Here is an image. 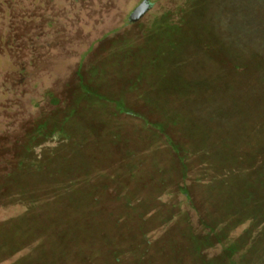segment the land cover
<instances>
[{
	"label": "trees",
	"instance_id": "1",
	"mask_svg": "<svg viewBox=\"0 0 264 264\" xmlns=\"http://www.w3.org/2000/svg\"><path fill=\"white\" fill-rule=\"evenodd\" d=\"M52 1L0 0V53L10 67L0 84V116L7 117L19 106L29 93L27 84L46 67L60 43L64 13L52 11ZM60 1L78 5V0ZM230 3L236 12L226 29L227 50L222 57L221 48L214 46L209 54L214 72L210 68L204 77L195 76L196 81L186 75L173 80L159 68L166 86L155 89L159 83L154 81L143 89L149 99L168 103L166 118H160L161 107L144 109L162 124L161 133L151 126L144 129L163 137L176 165L168 155L167 162L152 154L160 149L158 144L141 155L128 141L120 154L114 153L115 127L108 120L99 121L109 113L95 107L61 101L55 112L32 120L25 129L15 127L16 122L4 123L7 131H18L22 137L9 138L0 154V209L20 211L0 219V262L22 251L10 264H61L64 259L72 264H180L178 247H183L189 263L182 264H198L203 244L194 242L192 231L182 227V221H189L187 211L178 214L182 202L209 236L219 244L220 238L226 240L222 246L232 256L253 223L251 215L261 217L264 232V206L256 207L264 197V156L258 155L255 162L249 156L252 168L246 171L240 167L246 154L234 150L240 140L226 143L224 153L208 150V137L217 136L221 143L233 133L230 121L244 135L248 127L264 132V0ZM40 38L44 41L36 42ZM27 48L30 56L22 63L20 52ZM165 48L163 55H171L172 44ZM91 49L92 45L87 50ZM198 66L199 71L207 67L205 62ZM205 98L212 105L205 106ZM32 117L28 113L29 121ZM200 126L206 138L196 140ZM112 185L115 192L109 200L106 191ZM178 195L184 197L182 202ZM150 222L158 223L160 230L169 226V233L157 235L160 230ZM241 227L238 241L232 240L229 236Z\"/></svg>",
	"mask_w": 264,
	"mask_h": 264
},
{
	"label": "rangeland",
	"instance_id": "2",
	"mask_svg": "<svg viewBox=\"0 0 264 264\" xmlns=\"http://www.w3.org/2000/svg\"><path fill=\"white\" fill-rule=\"evenodd\" d=\"M141 1L143 0H78L77 6H71L68 1L66 3L60 0L52 1L50 5L52 11L61 10V15L64 13V19H61L59 25H62L65 31L58 33L57 40L60 43L53 50L52 56L47 58L46 67L37 72L35 79L27 84L29 93L19 106L10 110L11 114L7 117L0 116V154L5 151L9 138L22 137L18 131H7L4 123L11 122L14 126L16 122L15 127L19 130L25 129L33 122L32 120L55 112L59 103L64 101L67 105L95 107L109 113V116L104 115L105 119L98 120H108L115 127L117 137L113 138L117 143L113 145L112 151L117 155L128 141L134 143L135 151L141 155L149 154V149L158 144L160 149L153 150L152 154L159 156L158 158L165 157L166 161L168 155L170 162L176 165L175 155L170 154L164 145L163 137L157 136L158 131L161 133L162 124L158 119H153L150 112L144 111L150 105L161 107L163 111L160 118H166L164 105L168 103L155 98L149 99L143 89L152 85L154 81L159 83L155 89L165 87L166 76L179 80L186 75L188 80L196 81L195 76L209 74L210 68L214 72L215 65L210 61L212 58L209 54L216 46L221 48L223 57L227 50L224 44L228 37L226 29L231 14L236 11L232 10L230 0H211V3H208V0H147L150 3L149 10L140 20L132 23L128 19L129 15ZM246 3L244 1L245 7ZM237 8L236 10L240 11L238 6ZM69 13L74 14L76 18L68 19ZM216 29H220V32H216ZM43 41L44 38H40L36 42ZM167 44H172L168 51L171 53L169 56L163 55ZM91 45L92 49L88 51ZM29 53L28 48L21 50L22 63L27 61ZM6 57L0 53V84L10 69L6 66L8 59ZM200 62H205L207 66L201 71L198 66ZM159 68L164 72L168 71L166 76L158 75L161 73L158 71ZM137 89L138 91L141 89L146 97H143L142 92H137ZM204 104L209 106L212 102L205 98ZM31 112L34 117L29 121L27 115ZM231 123L233 133L229 134L227 140H223L228 145L231 144L230 140H240L235 144L234 150L235 153L240 154L243 151L246 154L247 159L240 162L242 164L240 167H245L246 171H249L253 160L248 157L255 162L256 158H259L258 155L264 156V132L259 128L254 130L248 127L249 130L246 131L248 135H244L239 125L233 121H230ZM144 125L151 126L157 134L145 130ZM221 128L224 129L226 126L223 125ZM196 132L199 136L194 137L196 140L206 138L203 137L205 128L200 126ZM208 138L212 144L208 150L211 151L212 148L223 153L225 148L227 150L228 145L223 146V140L220 143L217 136ZM174 139L177 141L176 137ZM192 165L197 167L196 163ZM230 168L232 169V165ZM111 170H114L113 167H110ZM113 186L106 191L109 200H112V193L115 192ZM129 189L136 190L133 186ZM258 189L262 192L263 186L259 185ZM177 199L181 201L184 197L178 195ZM106 204L113 206L110 201H105ZM252 205L254 207L255 204ZM260 206H264V197L256 205ZM180 207L179 216H184L186 211L189 214V221L184 223L182 221V227L192 231L194 242L203 244L200 246L201 250L199 249L201 259L198 264H236L234 263L236 259L237 264H264V232L261 229L263 223L259 221L260 216L255 214L250 216L253 223L249 224L244 239L240 238L242 246L235 251L237 254L232 256L222 246L226 244V240L220 238L219 244L214 235L209 236L187 203L182 202ZM18 211L20 209L17 208L0 209V219L11 217ZM255 211H258L257 208ZM148 225L160 230L158 223L150 222ZM168 228L160 230L157 235L166 236L169 233L166 234ZM242 228H237L229 237L238 241L237 236L242 232ZM22 253L24 252L21 251L1 261L0 264H10ZM178 255L182 258L180 264L189 263V257L183 247H178ZM61 264L72 263L64 259Z\"/></svg>",
	"mask_w": 264,
	"mask_h": 264
},
{
	"label": "water",
	"instance_id": "3",
	"mask_svg": "<svg viewBox=\"0 0 264 264\" xmlns=\"http://www.w3.org/2000/svg\"><path fill=\"white\" fill-rule=\"evenodd\" d=\"M150 3L147 0L141 1L130 13L129 15V21L130 22H137L140 20L149 10Z\"/></svg>",
	"mask_w": 264,
	"mask_h": 264
}]
</instances>
